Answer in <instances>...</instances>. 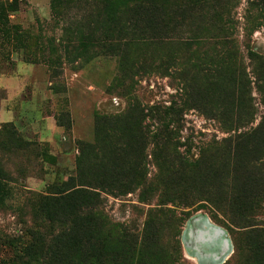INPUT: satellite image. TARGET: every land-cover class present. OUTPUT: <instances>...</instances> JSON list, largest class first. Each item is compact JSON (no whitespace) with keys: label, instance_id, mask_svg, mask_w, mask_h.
Here are the masks:
<instances>
[{"label":"trees","instance_id":"16d2710c","mask_svg":"<svg viewBox=\"0 0 264 264\" xmlns=\"http://www.w3.org/2000/svg\"><path fill=\"white\" fill-rule=\"evenodd\" d=\"M100 1L96 22L82 31L83 45L98 38L113 42L128 70L132 46L169 47L158 67L147 55L140 69L168 76L179 62V70L170 73L180 92L169 106L133 101L121 114L95 118L96 142L79 145L75 176L49 186L37 200L50 234L46 241L43 235L35 238L34 250L24 248L18 264L38 256L43 264H168L171 258L176 264L181 227L204 204L211 217L220 215L227 223L234 245L229 264H264V111L255 125L252 98L255 89L264 110V55L244 43L248 73L236 41L226 34L234 0ZM205 17L212 33L204 34L200 26L195 34H178L193 21L203 24ZM189 108L207 113L227 134L200 148L194 160L179 151ZM9 134L14 142L0 147L30 149L39 156V146L22 143L11 129ZM185 144L189 152L187 139ZM8 178L0 164V181ZM135 193L137 203L148 206L141 227L110 224L103 195L116 199Z\"/></svg>","mask_w":264,"mask_h":264},{"label":"rangeland","instance_id":"374dc122","mask_svg":"<svg viewBox=\"0 0 264 264\" xmlns=\"http://www.w3.org/2000/svg\"><path fill=\"white\" fill-rule=\"evenodd\" d=\"M229 5L226 34L236 41L239 59L243 58L249 73L252 67L244 43L249 50L264 55V0H234ZM99 12L100 0H0V142H14L11 129L22 143L32 142L42 151L36 158L30 149L0 147V164L10 179L0 181V264H18V255L24 257L22 250L28 246L34 250L39 235L46 241L50 228L37 212V200L45 196L49 186L75 176L79 145L93 146L96 142L97 116L121 114L133 101L141 106H169L180 92L171 77L175 74L170 73L179 70V62L168 70V76L159 71L150 73L147 66L140 69V64L148 63L147 55L158 67L169 47L132 46L133 69L128 70L113 42L101 43L98 38L83 45L87 24L93 26ZM205 18L203 24L193 21L178 34H195L193 30L200 26L204 34L212 33ZM252 98L256 125L264 110L255 89ZM183 124L180 141L184 145L179 151L193 160L200 148L227 136L217 121L196 108L184 111ZM103 197L110 224L141 227L148 206L137 203L136 193L116 199ZM203 206L192 210L181 227L180 260L176 264H229L231 260L234 245L225 219L211 217L210 207ZM199 226L211 228L204 241L198 238ZM213 230L224 235L215 236ZM223 239L230 247L225 257ZM25 260L26 264H43L39 256ZM168 261L173 262L172 258Z\"/></svg>","mask_w":264,"mask_h":264},{"label":"water","instance_id":"95a60500","mask_svg":"<svg viewBox=\"0 0 264 264\" xmlns=\"http://www.w3.org/2000/svg\"><path fill=\"white\" fill-rule=\"evenodd\" d=\"M197 231V235H198V238L199 240H205V238L203 237L204 235H206L208 233V231H211V228H208L207 230H203L200 226L198 227V229H196ZM210 233V232H209ZM213 233L215 236H219V235H224L222 233L221 230H213ZM229 241L228 240H225L223 239L222 240V256L225 257L226 254L229 252Z\"/></svg>","mask_w":264,"mask_h":264},{"label":"bare ground","instance_id":"6f19581e","mask_svg":"<svg viewBox=\"0 0 264 264\" xmlns=\"http://www.w3.org/2000/svg\"><path fill=\"white\" fill-rule=\"evenodd\" d=\"M214 242V241H213ZM215 258V257H214Z\"/></svg>","mask_w":264,"mask_h":264}]
</instances>
